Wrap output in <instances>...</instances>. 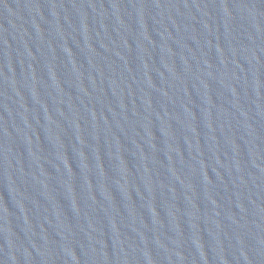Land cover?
Returning a JSON list of instances; mask_svg holds the SVG:
<instances>
[{
    "label": "water",
    "instance_id": "obj_1",
    "mask_svg": "<svg viewBox=\"0 0 264 264\" xmlns=\"http://www.w3.org/2000/svg\"><path fill=\"white\" fill-rule=\"evenodd\" d=\"M0 264H264V0H0Z\"/></svg>",
    "mask_w": 264,
    "mask_h": 264
}]
</instances>
